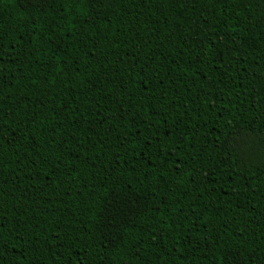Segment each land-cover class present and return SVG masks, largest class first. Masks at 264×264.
I'll use <instances>...</instances> for the list:
<instances>
[{
	"label": "trees",
	"instance_id": "1",
	"mask_svg": "<svg viewBox=\"0 0 264 264\" xmlns=\"http://www.w3.org/2000/svg\"><path fill=\"white\" fill-rule=\"evenodd\" d=\"M0 264H264V0H0Z\"/></svg>",
	"mask_w": 264,
	"mask_h": 264
},
{
	"label": "snow or ice",
	"instance_id": "2",
	"mask_svg": "<svg viewBox=\"0 0 264 264\" xmlns=\"http://www.w3.org/2000/svg\"><path fill=\"white\" fill-rule=\"evenodd\" d=\"M31 2L35 5H40L43 3V0H31Z\"/></svg>",
	"mask_w": 264,
	"mask_h": 264
}]
</instances>
